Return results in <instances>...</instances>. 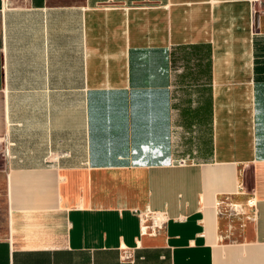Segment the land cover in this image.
<instances>
[{
    "label": "crops",
    "instance_id": "obj_1",
    "mask_svg": "<svg viewBox=\"0 0 264 264\" xmlns=\"http://www.w3.org/2000/svg\"><path fill=\"white\" fill-rule=\"evenodd\" d=\"M0 264H264V0H0Z\"/></svg>",
    "mask_w": 264,
    "mask_h": 264
},
{
    "label": "built area",
    "instance_id": "obj_2",
    "mask_svg": "<svg viewBox=\"0 0 264 264\" xmlns=\"http://www.w3.org/2000/svg\"><path fill=\"white\" fill-rule=\"evenodd\" d=\"M104 1H107V2H113V1H116V0H104ZM142 1H149V0H142ZM143 218V219H142ZM142 222H143V225L145 224V229L143 231V225L141 226V234H148L150 236H154L156 235V231L157 230H160L164 223H166V218L164 217L163 213H159V212H156V213H153V212H145L142 214ZM131 256V254L129 252H124L123 255H122V259H128L129 257Z\"/></svg>",
    "mask_w": 264,
    "mask_h": 264
},
{
    "label": "rangeland",
    "instance_id": "obj_3",
    "mask_svg": "<svg viewBox=\"0 0 264 264\" xmlns=\"http://www.w3.org/2000/svg\"><path fill=\"white\" fill-rule=\"evenodd\" d=\"M52 2H57V3H65V4H69V3H72V2H78V1H81V0H51Z\"/></svg>",
    "mask_w": 264,
    "mask_h": 264
},
{
    "label": "bare ground",
    "instance_id": "obj_4",
    "mask_svg": "<svg viewBox=\"0 0 264 264\" xmlns=\"http://www.w3.org/2000/svg\"><path fill=\"white\" fill-rule=\"evenodd\" d=\"M145 227V224L143 225V228ZM145 229V228H144ZM144 229H143V231H144Z\"/></svg>",
    "mask_w": 264,
    "mask_h": 264
}]
</instances>
